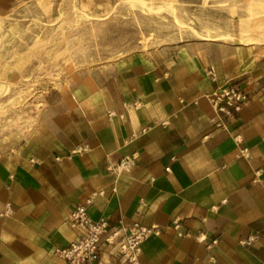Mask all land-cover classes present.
Segmentation results:
<instances>
[{
	"label": "crops",
	"instance_id": "1",
	"mask_svg": "<svg viewBox=\"0 0 264 264\" xmlns=\"http://www.w3.org/2000/svg\"><path fill=\"white\" fill-rule=\"evenodd\" d=\"M29 1L0 0V16ZM103 1L35 5L59 23ZM229 79L247 90L239 110L211 100ZM77 203L111 226H156L139 264H264V28L231 21L224 36L67 70L30 135L0 152V264H64Z\"/></svg>",
	"mask_w": 264,
	"mask_h": 264
},
{
	"label": "rangeland",
	"instance_id": "2",
	"mask_svg": "<svg viewBox=\"0 0 264 264\" xmlns=\"http://www.w3.org/2000/svg\"><path fill=\"white\" fill-rule=\"evenodd\" d=\"M23 8L0 16V152L30 135L73 67L224 36L231 21L264 28V0L103 1L59 23L44 19L35 0Z\"/></svg>",
	"mask_w": 264,
	"mask_h": 264
},
{
	"label": "built area",
	"instance_id": "3",
	"mask_svg": "<svg viewBox=\"0 0 264 264\" xmlns=\"http://www.w3.org/2000/svg\"><path fill=\"white\" fill-rule=\"evenodd\" d=\"M247 98L245 87L229 79L216 89L211 100L218 108H222L224 103L239 110ZM129 162V157L123 158L118 166L127 168ZM166 169L169 170V167ZM66 223L76 234L68 245L57 249L64 264H139L142 243L151 232L157 230L156 226L146 227L138 221L111 226L103 216L91 218L85 203H77L73 207L66 217ZM101 241L110 248L106 261L101 259Z\"/></svg>",
	"mask_w": 264,
	"mask_h": 264
},
{
	"label": "bare ground",
	"instance_id": "4",
	"mask_svg": "<svg viewBox=\"0 0 264 264\" xmlns=\"http://www.w3.org/2000/svg\"><path fill=\"white\" fill-rule=\"evenodd\" d=\"M233 38V37H232ZM251 41V40H250ZM247 42V41H246ZM252 42V41H251ZM254 42V41H253ZM250 43V42H249ZM257 43V42H256ZM0 87H2V84H0ZM1 89V88H0Z\"/></svg>",
	"mask_w": 264,
	"mask_h": 264
}]
</instances>
